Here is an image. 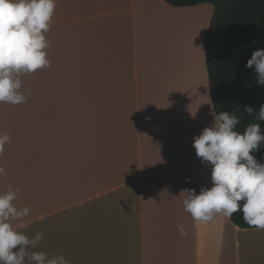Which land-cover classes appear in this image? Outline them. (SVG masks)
Listing matches in <instances>:
<instances>
[{"label":"crops","instance_id":"0c3cea01","mask_svg":"<svg viewBox=\"0 0 264 264\" xmlns=\"http://www.w3.org/2000/svg\"><path fill=\"white\" fill-rule=\"evenodd\" d=\"M213 13L210 3L56 0L50 66L21 76L25 102H0L11 137L0 192L19 188L15 206L31 210L25 234L42 240L29 251L68 264H264V230L184 210L187 190L213 186L193 147L216 114ZM190 15L196 30L180 34Z\"/></svg>","mask_w":264,"mask_h":264},{"label":"clouds","instance_id":"9594fccd","mask_svg":"<svg viewBox=\"0 0 264 264\" xmlns=\"http://www.w3.org/2000/svg\"><path fill=\"white\" fill-rule=\"evenodd\" d=\"M55 8L56 0H0V102H25L26 96L19 91L21 76L50 66L45 33ZM246 66H254L257 83L264 85V49L255 50ZM246 111L252 115V106H246ZM255 115L264 120V104ZM242 118L235 112L214 113V122L194 137L197 157L212 166L213 186L202 187L199 194L187 190L183 205L196 221L211 222L218 213L231 218L241 211L248 226L264 230V164L252 155L259 151L264 133L259 123H250L239 132ZM10 140L8 133H0V153ZM5 174L0 166V175ZM19 192V188L0 192V264H25L26 257L29 264H68L63 255L28 250L39 247L42 234L37 232L31 239L25 234L23 218L31 210L15 206ZM14 221L21 222L13 225ZM178 229L187 235L186 225L180 224Z\"/></svg>","mask_w":264,"mask_h":264},{"label":"trees","instance_id":"16d2710c","mask_svg":"<svg viewBox=\"0 0 264 264\" xmlns=\"http://www.w3.org/2000/svg\"><path fill=\"white\" fill-rule=\"evenodd\" d=\"M175 7L210 3L214 13L206 35V64L209 87L216 114L235 112L242 116L237 130L241 133L250 123H259L264 133V120L256 119L264 104V85L257 83L254 66L247 61L257 49H264V0H165ZM246 106H252L249 115ZM252 155L264 164V141ZM243 203V202H241ZM241 228H253L238 211L230 218Z\"/></svg>","mask_w":264,"mask_h":264},{"label":"rangeland","instance_id":"374dc122","mask_svg":"<svg viewBox=\"0 0 264 264\" xmlns=\"http://www.w3.org/2000/svg\"><path fill=\"white\" fill-rule=\"evenodd\" d=\"M194 15H190V17H189V20H191V21H186V18L187 17H183L182 19H180V21H182V25H181V28H180V34H182L184 31H193L192 30V28H194V30H196V28L195 27H192L193 25H192V23H195L196 21L194 20L195 18L193 17ZM185 18V19H184ZM184 19V20H183ZM183 21H184V23H183ZM188 22V23H187ZM191 22V23H190ZM185 23H187V24H185ZM190 25V26H189ZM189 35V34H188ZM187 36V35H186ZM186 36H184V37H186ZM69 118V117H68Z\"/></svg>","mask_w":264,"mask_h":264},{"label":"bare ground","instance_id":"6f19581e","mask_svg":"<svg viewBox=\"0 0 264 264\" xmlns=\"http://www.w3.org/2000/svg\"><path fill=\"white\" fill-rule=\"evenodd\" d=\"M184 19H185V18H184ZM184 19H183V20H184ZM188 20H189V17H188ZM186 21H187V19H186ZM189 21H191V20H189ZM183 23H184V21H183ZM187 23H188V22H187ZM187 23H185V24H187ZM190 23H191V22H190ZM181 25H182V24H181ZM189 26H190V25H189ZM197 26H198V25H197ZM197 28H198V27H197ZM180 32H181V31H180ZM187 46H188V45H187ZM179 48H180V47H179ZM191 50H192V49H191ZM175 52H176V51H175ZM192 52H193V50H192ZM178 54H179V53H178ZM180 56H181V55H180ZM179 58H180V57H179ZM181 59H182V58H181ZM182 62H183V61H182ZM182 62H181V63H182Z\"/></svg>","mask_w":264,"mask_h":264}]
</instances>
